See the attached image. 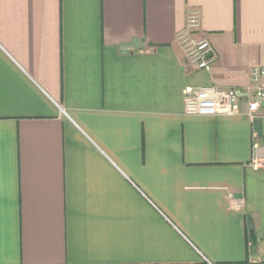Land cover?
Wrapping results in <instances>:
<instances>
[{"label": "crops", "instance_id": "1", "mask_svg": "<svg viewBox=\"0 0 264 264\" xmlns=\"http://www.w3.org/2000/svg\"><path fill=\"white\" fill-rule=\"evenodd\" d=\"M256 66L264 0H0V264H264ZM211 86L242 114H186Z\"/></svg>", "mask_w": 264, "mask_h": 264}, {"label": "built area", "instance_id": "2", "mask_svg": "<svg viewBox=\"0 0 264 264\" xmlns=\"http://www.w3.org/2000/svg\"><path fill=\"white\" fill-rule=\"evenodd\" d=\"M200 25L199 13L193 11L187 18V26L178 34L177 41L185 53L187 61L201 70L210 71L217 61L215 49L206 37H197ZM253 86L248 95L244 114L250 120L264 118V66L253 67L250 71ZM243 94L236 89L216 86L188 90L185 97V112L197 116H237L242 114ZM262 165L258 154L254 161Z\"/></svg>", "mask_w": 264, "mask_h": 264}]
</instances>
